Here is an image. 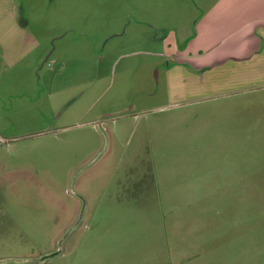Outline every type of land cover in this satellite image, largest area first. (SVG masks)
Returning a JSON list of instances; mask_svg holds the SVG:
<instances>
[{
    "label": "rangeland",
    "instance_id": "rangeland-1",
    "mask_svg": "<svg viewBox=\"0 0 264 264\" xmlns=\"http://www.w3.org/2000/svg\"><path fill=\"white\" fill-rule=\"evenodd\" d=\"M3 10L0 264H264V0Z\"/></svg>",
    "mask_w": 264,
    "mask_h": 264
},
{
    "label": "crops",
    "instance_id": "crops-1",
    "mask_svg": "<svg viewBox=\"0 0 264 264\" xmlns=\"http://www.w3.org/2000/svg\"><path fill=\"white\" fill-rule=\"evenodd\" d=\"M14 9H17L16 7H14ZM6 12H10V11H7V10H3L2 12H0V43H2L6 38H7V34L10 32L9 31V28H7V27H5L4 26V20H2V16H4V14H6ZM12 29H15V30H17L18 29V27H17V25H16V23H15V21L14 22H12ZM18 32L19 33H21L22 31H21V28H19L18 29ZM29 38H31V36L29 37ZM4 54V56H6L5 54L6 53H3ZM14 52H13V54H12V58L14 59ZM11 57V56H10ZM20 59V58H19ZM16 61V60H15ZM62 257V256H61ZM40 264H46V262H40Z\"/></svg>",
    "mask_w": 264,
    "mask_h": 264
},
{
    "label": "trees",
    "instance_id": "trees-1",
    "mask_svg": "<svg viewBox=\"0 0 264 264\" xmlns=\"http://www.w3.org/2000/svg\"><path fill=\"white\" fill-rule=\"evenodd\" d=\"M46 258H49V256H46Z\"/></svg>",
    "mask_w": 264,
    "mask_h": 264
}]
</instances>
